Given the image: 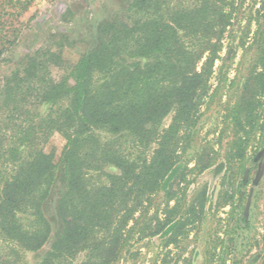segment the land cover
Returning a JSON list of instances; mask_svg holds the SVG:
<instances>
[{"label": "trees", "instance_id": "1", "mask_svg": "<svg viewBox=\"0 0 264 264\" xmlns=\"http://www.w3.org/2000/svg\"><path fill=\"white\" fill-rule=\"evenodd\" d=\"M246 1L123 0L75 64L61 46L38 48L0 79V264H119L146 239L178 243L198 214L193 200L184 206L195 171L185 153L226 31L245 10L260 71L243 92L254 83L264 93V0ZM27 5L0 0V64L9 18ZM244 107L254 128L256 106ZM53 134L65 141L57 157L45 150ZM242 144L231 145L237 158Z\"/></svg>", "mask_w": 264, "mask_h": 264}, {"label": "rangeland", "instance_id": "2", "mask_svg": "<svg viewBox=\"0 0 264 264\" xmlns=\"http://www.w3.org/2000/svg\"><path fill=\"white\" fill-rule=\"evenodd\" d=\"M22 1L28 2L27 9L18 18H9L0 79L38 48L58 51L61 46L63 59L75 64L94 44L96 25L124 10L123 0ZM249 6L247 0L244 8ZM247 12L226 31L208 97L199 109L194 142L185 153L195 159L189 164L195 171L188 175L184 206L193 200L197 217L177 244L164 246L167 237L146 239L133 247L138 251L135 258L126 256L119 264H264V93L256 92L254 83L243 92L246 80L260 71L254 40L257 26L248 23ZM62 75L63 70L52 69L55 79ZM244 101L256 106L254 128L246 122ZM169 121L167 117L163 126ZM239 139L245 146L242 158L231 146ZM64 144L59 134H53L45 150L57 157ZM196 160L209 165L193 167Z\"/></svg>", "mask_w": 264, "mask_h": 264}]
</instances>
